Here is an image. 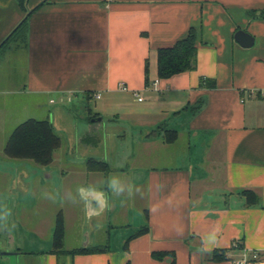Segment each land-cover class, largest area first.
<instances>
[{
  "label": "crops",
  "instance_id": "obj_1",
  "mask_svg": "<svg viewBox=\"0 0 264 264\" xmlns=\"http://www.w3.org/2000/svg\"><path fill=\"white\" fill-rule=\"evenodd\" d=\"M42 1L29 0V9ZM25 16L18 0H0V47ZM191 28L199 31L197 69L159 79L158 50ZM239 31L254 38L251 47L238 43ZM79 99L94 104L82 126L66 109ZM28 119H51L64 140L42 172L4 154ZM160 128L177 131L178 139L165 143ZM90 159L110 171H90ZM30 170L36 180L54 181L37 203L27 199ZM110 175L134 187L128 199L109 196L101 215L88 219L83 205L65 201L76 198L78 185ZM245 190L259 203L250 205ZM0 206L12 213L22 206L20 215L49 208L54 221L33 224L36 249L26 250L10 216L0 229V264H232L242 254L235 242L259 252L264 264V0H50L30 17L22 39L0 51ZM131 208L140 217L133 224ZM60 212L65 250L105 251L58 263L51 252ZM146 225L149 232L126 250ZM126 227L132 233L113 247L112 230ZM213 233L211 254L199 255L201 237ZM217 250L229 260L214 261Z\"/></svg>",
  "mask_w": 264,
  "mask_h": 264
},
{
  "label": "trees",
  "instance_id": "obj_2",
  "mask_svg": "<svg viewBox=\"0 0 264 264\" xmlns=\"http://www.w3.org/2000/svg\"><path fill=\"white\" fill-rule=\"evenodd\" d=\"M22 9L26 12V16L23 21L16 27L14 32L0 47V51L10 41H14L23 37V32L29 22L30 17L40 10L45 4H48L50 0H44L33 9H29V0H18ZM198 39L199 31L196 28H191L188 34L178 40L170 47H163L158 50L157 53V72L159 79H170L175 75L194 71L197 69L198 58ZM149 62L146 64V78L149 83ZM162 131V132H160ZM158 135L163 138L165 143H174L178 139V132L175 130H169L160 128ZM64 144L62 136L57 133L54 124L51 119L37 120L28 119L25 122L19 124L10 138L8 139L4 154L14 160L19 161H31L40 167H48L53 164L54 156ZM88 169L90 171L103 172L107 174L110 171V166L105 161H99L90 159L88 161ZM248 198V203L254 205L259 203V197L252 191L245 190L242 192ZM149 225L139 229L133 236H131L125 243V249H129L130 241L140 236H143L149 232ZM65 237H66V225L63 212H60L56 217L54 232H53V249L58 263L63 260L64 257L69 256L73 258L80 254H92L104 252V249H77L73 251L65 250ZM239 247L243 248L242 245ZM233 249V247H232ZM156 258H162L164 255L161 253H155ZM214 261L222 262L228 261V257L225 251L217 250L214 252ZM127 264H130L128 262Z\"/></svg>",
  "mask_w": 264,
  "mask_h": 264
},
{
  "label": "rangeland",
  "instance_id": "obj_3",
  "mask_svg": "<svg viewBox=\"0 0 264 264\" xmlns=\"http://www.w3.org/2000/svg\"><path fill=\"white\" fill-rule=\"evenodd\" d=\"M2 87H4V86H2ZM93 105H94L93 102H90V103L84 102V100L79 99V100H76L73 104H69L66 107V109L69 110L71 112V114H73L74 119H75V123L81 124L80 126H82L83 124L86 125V123L88 122L89 114H88L87 109L93 108ZM14 123L15 122L12 121L8 116L6 128H8V129L14 128L15 127ZM107 123L109 124V122H107V120H105L103 126L107 127V125H108ZM63 147H64V145H63ZM32 166H33V164H32ZM38 168L39 169H37V171L40 172L41 170H44V168H46V167H38ZM29 174H30L31 180H33L30 182L34 186V188H32L31 194L29 196H27V199H29L31 201L33 199L37 203L40 196L44 195L43 192L46 191V189L47 190L52 189L54 181L46 180L45 181L46 183H44V182H41L39 180L34 179V171L33 170H30ZM41 176L43 177L42 174H41ZM19 198H21V197H19ZM19 198L16 197V200H18ZM34 207L32 206V208L30 209V211L28 213L26 212L23 215H20V212L22 209V206H21L19 211H17V209H16V212L12 213V215H11L12 216L11 219H13L15 221V224L18 226L17 237L19 240L17 241V244L22 245L20 243H24V246H25L24 249H26V250L36 249L33 247V246L37 245V244H35V241H34L35 237H34V234L31 233V227H33V224L41 221L43 218H47V221L50 225L54 222L49 208H48V210H44L43 208H38V207L34 208ZM131 209H132L131 223L133 224L134 222H138V219L140 217H139V214L136 213L133 208H131ZM85 222L86 221H84V223ZM5 231H6V229H4V232ZM87 233H88V230L85 231L84 236H86ZM128 233H130V234L132 233V229L130 232V228H128V227L112 230V242H111L112 246L113 247L116 246V240L120 239V237L122 235H125V236L128 235L129 236L130 234H128ZM100 235H101V233H100ZM47 237H45L46 241L50 239V236L48 238ZM74 237H75V234L73 231H71L70 236H69V242H73ZM5 264H19V261L17 259L14 260L13 263L6 261Z\"/></svg>",
  "mask_w": 264,
  "mask_h": 264
},
{
  "label": "clouds",
  "instance_id": "obj_4",
  "mask_svg": "<svg viewBox=\"0 0 264 264\" xmlns=\"http://www.w3.org/2000/svg\"><path fill=\"white\" fill-rule=\"evenodd\" d=\"M133 187V184L123 183L117 175H110L99 184L78 185L76 187V198H69L65 201L73 206L83 205L85 215L88 219H91L93 216H99L104 211L110 209L109 196L128 199L124 194L127 192L130 196ZM135 187L137 191H141V186L135 185ZM162 187L163 185L158 184L157 190H161ZM140 197H144L142 191ZM48 199L55 201L54 197H48ZM11 215L12 212L10 209H6V206H0V229L8 228V220ZM177 234L183 235L182 232H178ZM216 238L217 234L215 233L202 236L200 247L197 250L198 254L201 256L211 254L216 244Z\"/></svg>",
  "mask_w": 264,
  "mask_h": 264
},
{
  "label": "built area",
  "instance_id": "obj_5",
  "mask_svg": "<svg viewBox=\"0 0 264 264\" xmlns=\"http://www.w3.org/2000/svg\"><path fill=\"white\" fill-rule=\"evenodd\" d=\"M123 89H126L125 86H122ZM100 98V95L97 96ZM140 101L142 99L140 98ZM233 249L240 250L242 254H240L237 258L232 259V264H261V256L259 252H249L244 248L239 247V242H235L233 245Z\"/></svg>",
  "mask_w": 264,
  "mask_h": 264
},
{
  "label": "water",
  "instance_id": "obj_6",
  "mask_svg": "<svg viewBox=\"0 0 264 264\" xmlns=\"http://www.w3.org/2000/svg\"><path fill=\"white\" fill-rule=\"evenodd\" d=\"M236 40L238 41V43H240L243 47L246 48L251 47L254 44V38L244 31H239L236 34ZM98 121H102V119L99 118Z\"/></svg>",
  "mask_w": 264,
  "mask_h": 264
}]
</instances>
